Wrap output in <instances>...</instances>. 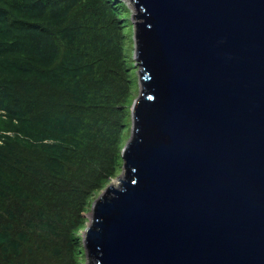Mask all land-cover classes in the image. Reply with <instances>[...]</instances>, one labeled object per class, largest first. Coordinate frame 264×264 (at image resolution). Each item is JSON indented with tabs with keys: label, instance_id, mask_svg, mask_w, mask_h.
Masks as SVG:
<instances>
[{
	"label": "water",
	"instance_id": "1",
	"mask_svg": "<svg viewBox=\"0 0 264 264\" xmlns=\"http://www.w3.org/2000/svg\"><path fill=\"white\" fill-rule=\"evenodd\" d=\"M129 3L139 87L93 264H264V0Z\"/></svg>",
	"mask_w": 264,
	"mask_h": 264
},
{
	"label": "trees",
	"instance_id": "2",
	"mask_svg": "<svg viewBox=\"0 0 264 264\" xmlns=\"http://www.w3.org/2000/svg\"><path fill=\"white\" fill-rule=\"evenodd\" d=\"M124 7L0 0V207H23L20 230L0 222V264H63L58 239L66 233L69 251L78 211L119 168L132 68Z\"/></svg>",
	"mask_w": 264,
	"mask_h": 264
},
{
	"label": "rangeland",
	"instance_id": "3",
	"mask_svg": "<svg viewBox=\"0 0 264 264\" xmlns=\"http://www.w3.org/2000/svg\"><path fill=\"white\" fill-rule=\"evenodd\" d=\"M122 4H124V8L122 9L127 14L126 18H124V26H127V28L124 29L125 37L123 40V52L125 55L126 64L128 66H131V70H127L125 72L124 81H127L124 83L126 86V89H128L129 98L128 101H126V110L129 111L130 106L132 102L134 101L135 95L138 91L139 87V80L137 79L139 76V65L138 63L132 62V54H133V45H134V26L133 24V14L131 10V6L129 3V0H121ZM132 25V26H131ZM135 65V67H133ZM130 101V102H129ZM130 112H128V116L124 120L123 129L120 134V139L118 143L116 144V154L119 156L120 160L118 161V170L116 171L115 175L112 176L108 181H106L102 187L95 189L94 192H92L87 199V205L82 207L83 209L78 211V219L77 223L81 224V227H79L75 233L70 235L68 238V249L66 250L65 245V234L61 238L58 239L59 244L61 245L62 249L60 251V259L63 261V264H87L85 253V244L83 240V232L86 224L89 221L90 215H91V205L93 203V200L97 196V194L100 192V190L105 185H111L113 187L118 188L119 187V181L121 180V153L120 150L123 147L125 141L130 135ZM4 208H8L9 211L14 214L13 217H7L6 210H3ZM22 213H23V207L21 204H19L16 200H12L9 203H4L0 207V222L1 223H7L9 222L12 227L15 229L14 231L20 230L22 228ZM83 248V249H82Z\"/></svg>",
	"mask_w": 264,
	"mask_h": 264
}]
</instances>
